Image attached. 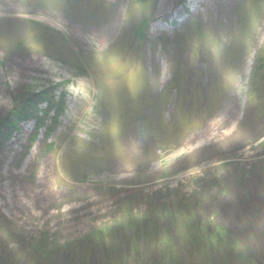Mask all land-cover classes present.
Here are the masks:
<instances>
[{"label":"rangeland","instance_id":"374dc122","mask_svg":"<svg viewBox=\"0 0 264 264\" xmlns=\"http://www.w3.org/2000/svg\"><path fill=\"white\" fill-rule=\"evenodd\" d=\"M42 88L51 132L0 142V264H264V0H0V118Z\"/></svg>","mask_w":264,"mask_h":264},{"label":"trees","instance_id":"16d2710c","mask_svg":"<svg viewBox=\"0 0 264 264\" xmlns=\"http://www.w3.org/2000/svg\"><path fill=\"white\" fill-rule=\"evenodd\" d=\"M51 91H36L28 90L24 93L17 94L13 97V104L6 115L0 118V142L7 141L11 136L16 133L20 124L35 120L37 130L45 127V122L48 120L49 112L52 109L57 110L58 106L53 103V94ZM47 105L49 108L45 110H40L39 106ZM53 121V119H52ZM55 121V119H54ZM51 128L46 127L45 131L50 132Z\"/></svg>","mask_w":264,"mask_h":264},{"label":"snow or ice","instance_id":"6c2138e0","mask_svg":"<svg viewBox=\"0 0 264 264\" xmlns=\"http://www.w3.org/2000/svg\"><path fill=\"white\" fill-rule=\"evenodd\" d=\"M98 59L101 60V61H103L104 57L102 55H100V56H98ZM111 62L113 64H117V59L115 57H113V58H111ZM80 87L81 88H84L86 90L85 86L81 85ZM113 131H115V129H113ZM188 151H191V149H188ZM161 161L164 163V167H167L168 166L169 163H168L167 157H162L161 158Z\"/></svg>","mask_w":264,"mask_h":264}]
</instances>
